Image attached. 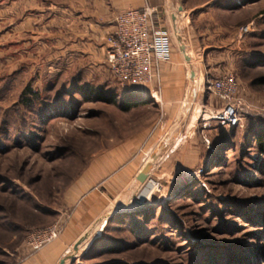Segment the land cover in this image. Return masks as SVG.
Listing matches in <instances>:
<instances>
[{"label":"rangeland","instance_id":"1","mask_svg":"<svg viewBox=\"0 0 264 264\" xmlns=\"http://www.w3.org/2000/svg\"><path fill=\"white\" fill-rule=\"evenodd\" d=\"M175 2L178 78L187 87V70L194 81L200 71L204 82L235 75L251 108L241 128L202 129L208 103L191 88L185 139L173 137L180 121L155 134L164 100L134 96L138 85L113 76L106 49H76L92 38L75 21L82 1L0 0V264H43L54 241L34 252L29 236L65 229L85 202L100 209L92 229L54 264H264V0ZM141 135L140 146L127 143ZM82 179L92 186L68 199Z\"/></svg>","mask_w":264,"mask_h":264},{"label":"crops","instance_id":"2","mask_svg":"<svg viewBox=\"0 0 264 264\" xmlns=\"http://www.w3.org/2000/svg\"><path fill=\"white\" fill-rule=\"evenodd\" d=\"M82 1L83 5L78 7L76 10L75 21L77 22V26L81 29H86V31H90L91 40L86 43L80 42L81 47H77L76 49L82 48V46H88L92 51L103 52V49L107 48L108 39L112 36L115 29V18L118 14L125 12L127 10H137L141 9L146 0H78ZM148 4L151 7L157 8L160 11V16L166 27V30L171 32L173 29V21L172 15L175 16L178 14L179 19H183V13H181V8L175 0H147ZM38 3V0H37ZM177 3V4H176ZM82 4V3H81ZM38 5V4H37ZM84 7V8H83ZM174 13V14H172ZM176 13V14H175ZM186 19V18H185ZM88 33V32H86ZM89 34V33H88ZM188 51V50H187ZM182 59V58H181ZM180 57L176 55L174 49L171 47V56L168 63L163 64L160 67V81L155 83L154 87H148L138 85L133 86V94L137 97H147L151 98L154 105L159 104V99L164 100V105L166 108H163V117L165 119L164 126L160 128V125L157 126V130L155 134H160L166 128H173L178 126V122L180 121L181 111L184 109V103L187 101L188 96L191 94L190 89L192 88V94L197 102L208 103L209 107H213L214 104H219V101L216 99L214 95L209 93L208 98L206 97V90L204 89V74L200 71V76L194 81L192 80V75L190 71L187 70L186 77H191L190 80L192 84L183 83L178 77H181L180 66L182 65ZM200 60V58H199ZM211 61H215L213 57H206V65L208 66ZM183 63V62H182ZM215 63H211V65ZM213 65V66H214ZM177 77V78H175ZM214 96V99H212ZM205 105V104H203ZM162 106V105H161ZM180 131L174 134L173 137L181 136V140L178 142H182L187 133L190 131L188 125V118L185 120H181L179 122ZM185 134V137L183 135ZM142 136V135H141ZM135 137L131 141L127 143H133L135 145H141L143 143L144 137ZM171 143V140H169ZM168 142V143H169ZM178 145V144H177ZM180 171L183 170L182 165L179 166ZM89 180L82 179L79 187H84V189H78L77 186L74 189L75 193H68V199H78L76 198L77 192H81V197L86 191L85 187L92 186V182L88 183ZM77 191V192H76ZM68 202V201H67ZM64 203V206H69L68 203ZM61 213L59 215V219H63L65 216L62 214V211H58ZM100 209L93 208L90 203L81 204L72 215L70 221L67 223L64 231L61 236L54 241L50 246L46 247L41 255H39V260L42 261L43 264H54L55 262H61V260L65 257L68 251L77 243L82 241V238L86 235L88 230L92 227V223L94 218L99 214ZM61 223V222H60Z\"/></svg>","mask_w":264,"mask_h":264},{"label":"built area","instance_id":"3","mask_svg":"<svg viewBox=\"0 0 264 264\" xmlns=\"http://www.w3.org/2000/svg\"><path fill=\"white\" fill-rule=\"evenodd\" d=\"M250 26L243 27L240 35L250 33ZM171 37L166 30L160 11L146 0L141 9L127 10L115 18V29L108 39L105 60L110 72L122 83L146 85L160 81V67L170 60ZM204 89L214 95L221 104L211 108L203 105L197 111V124L207 130L213 124L221 129L233 130L243 125V115L250 106L238 96L236 76L228 74L215 80H206ZM264 110V106H263ZM208 147L210 141L204 138ZM64 224L33 232L27 241L34 252L57 240Z\"/></svg>","mask_w":264,"mask_h":264},{"label":"trees","instance_id":"4","mask_svg":"<svg viewBox=\"0 0 264 264\" xmlns=\"http://www.w3.org/2000/svg\"><path fill=\"white\" fill-rule=\"evenodd\" d=\"M137 102H132L128 105H126L125 107H123L124 111H129L130 109L134 108L135 106H137ZM216 126V125H214ZM217 127V126H216ZM218 129L220 130H226V129H221L219 127H217ZM234 130V129H233ZM228 137H224L223 135L221 136L220 138V143L221 142H224L227 140ZM256 142H257V148L260 150V152L262 154H264V136L263 135H260L259 137H257L256 139ZM211 143V142H210ZM210 150V149H209Z\"/></svg>","mask_w":264,"mask_h":264},{"label":"bare ground","instance_id":"5","mask_svg":"<svg viewBox=\"0 0 264 264\" xmlns=\"http://www.w3.org/2000/svg\"><path fill=\"white\" fill-rule=\"evenodd\" d=\"M175 140V139H174ZM169 144H172V141H171V143H169ZM176 147V146H175ZM159 148V147H158ZM157 148V149H158ZM158 160H160V158L158 157ZM121 206V205H120ZM119 210V209H118ZM104 218V217H103ZM106 221V220H105ZM105 221L101 224V226H100V228H99V231H101L102 230V228H103V226L105 225ZM100 222V221H99ZM101 223V222H100ZM100 225V224H99ZM90 229H92V228H90ZM96 231V230H95ZM97 233V232H96ZM100 234V233H99ZM86 241V240H85ZM87 242V241H86ZM88 245V244H87Z\"/></svg>","mask_w":264,"mask_h":264}]
</instances>
